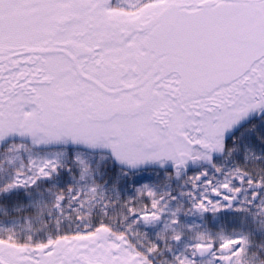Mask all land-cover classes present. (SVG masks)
Wrapping results in <instances>:
<instances>
[{"label":"snow or ice","instance_id":"obj_1","mask_svg":"<svg viewBox=\"0 0 264 264\" xmlns=\"http://www.w3.org/2000/svg\"><path fill=\"white\" fill-rule=\"evenodd\" d=\"M0 264H264V0H0Z\"/></svg>","mask_w":264,"mask_h":264}]
</instances>
